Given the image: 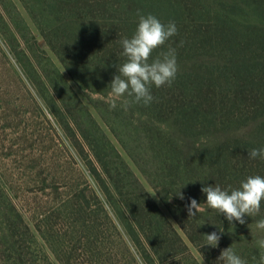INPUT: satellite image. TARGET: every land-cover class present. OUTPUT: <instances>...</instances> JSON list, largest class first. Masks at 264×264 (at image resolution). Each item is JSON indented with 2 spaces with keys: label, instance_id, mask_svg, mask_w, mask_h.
I'll return each mask as SVG.
<instances>
[{
  "label": "trees",
  "instance_id": "1",
  "mask_svg": "<svg viewBox=\"0 0 264 264\" xmlns=\"http://www.w3.org/2000/svg\"><path fill=\"white\" fill-rule=\"evenodd\" d=\"M8 1L15 15L0 0V41L12 57L5 49L1 54L11 68L8 58L14 59L26 80L21 61L30 64L32 83L84 170L69 173L60 201L31 221L6 197L0 264H37L39 251L59 264H200L190 247L205 264H224L218 257L229 246L256 264L264 201L257 215L231 226L208 207L201 188L230 192L249 176H264V160L248 156L264 148V0H17L64 76L46 68V50ZM138 10L175 22L178 34L152 59L175 48L178 72L171 86L151 88L149 106L125 111L121 104L131 99L125 94L112 110L109 84L126 60L120 41L134 34ZM75 88L97 96L93 101L84 94L107 131ZM55 191L54 202L61 194ZM189 198L201 204L195 217L187 214ZM219 230L217 247H201L204 235Z\"/></svg>",
  "mask_w": 264,
  "mask_h": 264
},
{
  "label": "rangeland",
  "instance_id": "2",
  "mask_svg": "<svg viewBox=\"0 0 264 264\" xmlns=\"http://www.w3.org/2000/svg\"><path fill=\"white\" fill-rule=\"evenodd\" d=\"M3 1L9 8V11H12V14L15 15L14 9L9 4V1ZM12 2L14 6L16 5L15 7H17L18 12L27 21L40 47L46 50V55H48L50 63L46 60H43L42 63L46 64L47 62L46 68L52 74L56 69L64 76L60 64L45 48L44 42L27 18L19 2L17 0H12ZM4 49L6 50V47L0 41V222L8 214L6 210L8 205H5L4 201L6 197L25 216L26 220L31 221L33 215L47 211L49 207L54 206L60 201L66 190L64 187L66 176L74 172L73 170L75 168L84 170V164L83 160H80L72 147H70L60 125L56 123L52 114L41 100L40 90L37 84L35 83L36 85H34L32 83L35 78L32 74L30 64L24 58L21 61L24 67L27 66L30 80H26L24 72L20 70L17 63L14 62V59H9L12 56L6 50V55L9 57L8 60L12 64V68L9 66L7 60L4 58L5 55L3 56L1 54V52L4 53ZM20 55L23 56L21 53ZM13 68L21 77L22 82L13 74ZM76 93L83 101L85 107L88 108L103 129H105L84 94L93 101L97 96L90 95L87 91H78L77 89ZM45 95L47 97V93ZM33 99L41 111L35 107ZM68 100H71V98ZM79 111L81 117L86 119L85 112L81 108ZM105 131L107 130L105 129ZM106 133L112 139L113 143L116 144L110 134L108 132ZM123 157L153 200L163 209L161 202L148 183L139 174L130 160L125 155ZM85 173L87 174L86 170ZM86 178L97 192L98 187L95 182L88 174ZM67 179L69 180V176H67ZM55 188H57V192L61 193L56 202H54L55 197L53 195L56 194ZM110 213L112 215L111 217L115 220L111 210ZM115 222L119 226L116 220ZM3 226L5 225L1 223L0 228ZM46 245L50 248L47 243ZM190 248L198 258L200 264H205L195 249L193 247ZM37 264L59 263L52 255L48 260L45 259L39 251Z\"/></svg>",
  "mask_w": 264,
  "mask_h": 264
},
{
  "label": "clouds",
  "instance_id": "3",
  "mask_svg": "<svg viewBox=\"0 0 264 264\" xmlns=\"http://www.w3.org/2000/svg\"><path fill=\"white\" fill-rule=\"evenodd\" d=\"M137 15L139 22L134 34L131 38H123L120 41L122 55L126 60L118 68L119 74H116L109 84L113 96L110 103L112 110L117 108L116 100L125 94L131 98L123 100L121 104L125 111L133 104L149 106L155 100L151 88L171 86L178 72L175 48L169 47L157 58L152 59V53L156 49L162 48L171 37L178 34L175 22L169 21L165 24L152 14L143 15L139 10ZM248 156L250 159L264 160V148H254ZM201 192L206 194L208 207L223 214L229 225L233 226V221L244 224L245 217L255 216L260 212L261 202L264 201V176H249L241 182L238 189H232L230 192L227 189L222 190L219 185L204 186ZM178 196L181 200L184 199L182 193L179 192ZM200 205L196 199L189 198L186 206L188 217H195ZM256 228L264 231V219L257 221ZM221 234L222 230L204 235L206 243L201 247H217ZM257 246L261 249V254L256 264H264V239H259ZM218 259L224 264H248V261L237 255L230 246L221 251Z\"/></svg>",
  "mask_w": 264,
  "mask_h": 264
}]
</instances>
